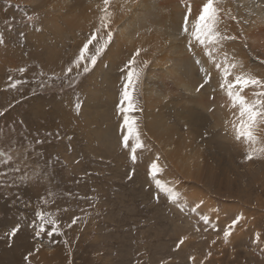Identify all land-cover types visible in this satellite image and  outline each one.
<instances>
[{
    "label": "rangeland",
    "instance_id": "rangeland-1",
    "mask_svg": "<svg viewBox=\"0 0 264 264\" xmlns=\"http://www.w3.org/2000/svg\"><path fill=\"white\" fill-rule=\"evenodd\" d=\"M64 1L0 0V39L4 41L0 43V111L6 110L5 115L0 117V130L8 132L15 125L18 132L27 134L29 141L37 136L45 141L42 145H35V152H42L44 159L59 157V162L49 167L52 174L50 183L45 180L42 184H22L20 174H16L15 183L11 179L7 184L0 182V236L17 223L21 225L11 246L6 239H0V264H26L24 256L34 251L37 243L34 231L29 227L37 207L58 212L57 218L65 235L54 237L51 242L45 237L41 251L31 258L32 264H193L189 259L192 256L196 258L195 264H200L207 251H211L212 256L205 264H264L260 248L254 247L253 243L257 232H262L264 238V176L260 174L261 180L259 174L250 176L247 180L251 183L246 182L245 187L231 191L229 187L234 185L229 186L224 179L212 176L207 171L202 173L195 170L190 173L187 167L194 162L183 167L175 156L179 148H188V140H185L187 144H181L179 137L182 142L191 133L179 118L180 114L184 115L183 110L182 113L178 111L182 109L181 99L190 100L192 104L189 105L196 106L191 96L198 99L197 94H200L195 91L186 93L178 80L180 77L178 81L173 80L171 74L176 73L175 68L179 66L177 61L169 64L162 61L165 57L180 58V47L186 44L185 40L177 39L180 27L172 31L173 43H166L165 47L155 51V55L145 57L150 58L151 63L145 70L140 86L143 112L135 115L141 121L148 150L133 166L128 151L121 147L119 126L122 118L116 111V105L121 91L122 73L119 68L139 42L132 46L116 40L97 66L82 77L75 88L61 87L59 82L50 87L39 86L42 80H47V77L39 76L41 69L49 74L53 70L59 72L74 58L89 32V22L95 16L92 0ZM78 1L83 4L82 7ZM144 1L147 8L137 29L156 23L155 26L163 32L165 27L158 24L164 19L161 14L164 13V3L171 9L174 7L175 11H178V3L183 4L181 0ZM193 1L187 2L192 4ZM181 4L179 7L183 6ZM180 11L185 12L183 7ZM257 14L253 18L245 16L249 23L243 25L244 39L251 49L245 47L242 40L228 42L231 46L238 44L237 47L245 50L250 62H255L251 54L253 50H258L256 52L259 54L264 51L263 40L254 34V31L264 29V13L258 11ZM30 15L39 16V20L28 22ZM229 27L239 32L235 23H230ZM166 30L171 32L172 29ZM177 47V54H172L171 51H177ZM22 67L26 69L23 75L18 71ZM154 69H162L166 78L153 79ZM182 71L188 70L183 68ZM200 75L203 78V74ZM10 76L13 80L26 83L18 86V91L5 90ZM165 81L168 87L162 84ZM206 94L211 95V106L203 111L199 108L208 122L202 125L197 144L202 150L205 141H212L215 145L237 144L231 139V133L226 132V108L221 107L226 103L224 96L216 101L215 93ZM160 101L164 108L162 127L170 130L171 134L168 138L159 136L166 132L155 131L161 127L159 124L155 125L154 131L150 129L151 117L158 113L154 108L160 105ZM77 103L80 104L78 112L75 107ZM173 104L179 105L174 107ZM219 118L222 125L219 122V126L215 127ZM20 121H23V125ZM49 133L52 135L49 136ZM174 135L179 137L172 138ZM158 138L163 144L159 143ZM0 147L7 149V144ZM157 155L160 156L159 163L165 166L161 178L179 191L190 205L203 201L202 208L210 217L218 209L221 229L236 214L245 215L243 227L238 226V233L231 237L230 244L224 245L222 239H217V243L212 245L211 241L218 235L216 232H195L193 222L196 216L181 213L163 194L157 193L148 177V166ZM236 157L232 165L241 167L243 157ZM261 161L264 165V160ZM133 167L135 172L129 179ZM26 171L30 173L32 170ZM49 189L53 195L47 198L54 200V203L43 205L39 198L47 196ZM156 195L160 197L159 202L154 198ZM65 208L68 211H63ZM86 213L90 214L86 223L78 222L70 229L65 226L73 216L84 217ZM185 235L189 239L180 249L173 251L179 239ZM219 235L222 237V232ZM65 239L67 245L63 243Z\"/></svg>",
    "mask_w": 264,
    "mask_h": 264
},
{
    "label": "snow or ice",
    "instance_id": "snow-or-ice-1",
    "mask_svg": "<svg viewBox=\"0 0 264 264\" xmlns=\"http://www.w3.org/2000/svg\"><path fill=\"white\" fill-rule=\"evenodd\" d=\"M182 3L185 12L177 39L186 41L187 51L199 67L200 73L203 74V81L195 89L196 92H200L205 86L210 85L212 81L211 69H214L219 77V90L226 97V103L222 104L221 107L227 108L231 114V118L225 121L226 132H230L233 139L244 146L245 153L242 162L264 160V135H262L264 133V74H260L246 65L227 47L228 42L237 40H242L244 46L248 47L247 41L244 39L243 25H247L249 20L245 16L257 15V10L264 12V0H203L195 15L190 2L182 0ZM94 8V19L89 22V32L77 54L59 72L53 70L49 74L41 69L39 76L47 77V80L40 82L41 88L53 86L56 82H59L61 87L66 85L68 88H75L81 82V78L97 66L109 47L127 32L135 31V39L141 40L144 34L150 36L156 31L152 24L144 25L139 29L136 28L144 15L145 4L143 0H98ZM117 17H129L130 19L127 24L118 26ZM38 20L39 16L30 15L27 17L28 22ZM230 23H235L238 26V33L233 34L230 31ZM3 42L0 39V43ZM154 47L156 46L151 43H138L126 62L119 68L120 73H122L121 91L116 111L122 118V123L119 126L120 143L121 147L128 151L129 160L133 166L137 164L141 154L148 150L143 139L141 121L135 114L143 112L140 101V86L144 79L145 70L151 63V59L145 57H149L150 54L155 55ZM198 50L200 55H198ZM205 63L211 67L206 68ZM259 64L264 65V59H259ZM18 71L23 75L26 69L22 67ZM8 79L9 83L5 90L18 91V86L26 83L23 80H13L11 76ZM75 107L78 112L80 104L77 103ZM5 111H0V117L5 115ZM19 123L23 125V121ZM48 135L52 134L49 133ZM43 143L45 141L38 136L33 141H29L27 134L18 132L15 125L8 132L0 130V145L7 144V149L0 147V165L3 166V169L0 170V178H2L0 182L7 184L11 179L15 183L16 174H20L22 184H42L45 180L50 183L52 174L49 172V167L59 162V157L44 159L42 152L36 153L35 145H42ZM159 161L160 156L157 155L148 166V177L154 184L157 193L163 194L169 203L181 213H191L196 216L193 222L195 232L199 233L202 230L205 233L209 230L216 232L218 235L211 241L212 245L217 243V239H222L224 245L230 244L231 237L238 226L243 227L244 215L242 213L236 214L221 229L219 210H214V216L210 217L202 208L203 201L194 206L190 205L179 191L161 178L165 166H162ZM27 169L32 171L29 173L26 171ZM134 172L135 168L133 167L129 179L132 178ZM52 195L51 190H47V196L40 197V202L43 205L54 203V200L47 198ZM80 198L85 199V197ZM154 198L159 202V195ZM87 199L95 200L94 197ZM63 211H68V209L65 208ZM81 211L85 210L81 209ZM58 214V212L46 211L40 207L35 210L34 219L29 227L33 229L34 239L37 243L34 251H29L24 256L26 264H32L31 258L41 251L45 237L51 242L54 237L65 235L61 231V222L57 218ZM88 215L90 214L86 213L84 217L73 216L65 226L70 229L78 222L86 223ZM20 230L21 225L17 223L10 230L5 231L0 239H6L8 245L11 246L13 238L18 235ZM221 232L222 237L219 235ZM188 239L189 236H182L173 251L180 249ZM63 243L67 245V239ZM253 243L260 248V255L264 256V247H261L264 245V238H262L261 233H255ZM211 256L212 252L207 251L200 264H205V261ZM189 259L195 264L196 258L194 256L189 257Z\"/></svg>",
    "mask_w": 264,
    "mask_h": 264
},
{
    "label": "bare ground",
    "instance_id": "bare-ground-1",
    "mask_svg": "<svg viewBox=\"0 0 264 264\" xmlns=\"http://www.w3.org/2000/svg\"><path fill=\"white\" fill-rule=\"evenodd\" d=\"M176 1H178V0H176ZM64 2L68 3L67 0H65ZM96 2H98V0L97 1L96 0H92V4H93L92 11H95L94 5H95ZM143 2L145 4V6H146V2L144 0H143ZM181 2H182V0H181ZM202 3H203V0H198V1L194 0L192 2V5H194L193 6V14L194 15L198 11V8L201 6ZM164 4H163L164 5V7H163L164 10H162V11H164V13H161V14H163L162 16L164 17V19H162V23L158 24V25L165 27V32H163V30L161 28H157L155 26L156 23H154L153 25L157 29L154 32V34L152 33L150 36L147 35V34H144L141 37V40H136L135 39V31H129L119 40L124 41L125 43H128V44H130L132 46L136 42H139V43L144 42L145 44L151 43L154 46H156L153 49L154 52L155 51H159L160 47H165L166 43H167V45L171 41L173 43L174 40H173V38H171L172 37L171 34L173 33L172 31H174V30L177 31L176 29L181 26V22L180 21L183 20L184 12L180 11V8H182V7L184 8V5L181 4V3H178L177 4L178 5V8H177L178 11H175L176 9H174L173 6H172L173 9H171V7H168L169 5L166 4V2ZM179 4H181L183 6L179 7ZM78 5H80V7H82L81 5H83V4H81V2L78 1ZM177 5H176V7H177ZM150 6H152V5H150ZM151 8H153V7H151ZM68 10L70 11V9H68ZM184 10H185V8H184ZM258 11L259 10H257V13H258ZM262 13H264V12H262ZM263 16H264V14L262 15V17ZM252 18H253V16H252ZM129 19H130L129 17H123V18L117 17L116 23H117L118 26H123V25L128 23ZM253 22H255V21H253ZM140 23H141V21H140ZM137 25H136V28H137ZM253 26H254V24H253ZM167 28H168V31H170L172 29L171 32H167V30H166ZM263 30H256V31H254V34H258L259 35L258 37L261 38L263 40V43H264V31ZM230 31L233 34L237 33V30H235L234 27H230ZM237 46H238V44H236V45L234 44V46H231V45L227 44V47H228L229 51L234 52L238 59L242 60L246 65H248L249 67H252L258 73L264 74V65H260L259 64V59H264V51H262L263 54H259V53L256 52L258 50H256V51L253 50L251 54L254 56L255 62H250V60H248L249 56L247 55L246 51L243 50L242 48L237 47ZM248 48H250V47H248ZM172 50H173V48H172ZM178 50L179 49L177 47V51H175L176 53L173 52V51H171V53L172 54H177ZM198 55H200L199 50H198ZM162 61L168 62L167 64H169V62H171V61H177L179 66L178 67L176 66L177 68H175L176 73L174 72L173 74H171V75L174 76L173 80H177V78L180 77V78H178V80L180 81V83L184 87V89L186 90V93H193L194 91H195L194 93H196L195 89L199 86L200 83H202L203 78H200L201 75H200V71L198 69V66L195 64L193 57H191V55L187 53V50H186L185 47H180V58L176 59L175 57H173V58L165 57V58H163ZM204 66L206 68H210L211 67L207 63H205ZM179 68H181V70ZM183 68L184 69L187 68L188 71H182ZM211 70H212V81H211L212 85L205 86L206 88L201 90L199 92L200 93L199 95L197 94L198 99H194L193 96H191V99L193 100V103L196 104V106H190L192 104V102L190 100L181 99V101L183 102V103H181V104H183L182 107H181L182 109H179V110L177 109V110L179 112L181 110V113H182V110H183L184 111L183 112L184 115L180 114L179 118L182 119L183 122L186 123V125L188 126V130L190 129L189 132H191V133L190 134L188 133L189 136H186V138H184V141H182V142H181V138L178 135L172 136V138L175 137V136L179 137L178 141H180L181 144H187L188 143L187 144L188 148H186L184 150L179 148V150H177L178 153L175 156L178 157V159H180V162H181L183 167L188 165V163H190V162H192V163L194 162L193 164H191L190 166L187 167L188 170L190 169V173L192 171H195V170L196 171H202V173H205L207 171L212 176H218V177H220V179H224L226 182H228L229 186L230 185H234V186H230L229 187L230 190L233 191V190L241 189L242 187H245V185H246L245 183L246 182L251 183L250 180H247V179H249L250 176H253V175H256V174H259V176H260V174H261V176H264V165H263L261 160H257V161H251V162H248V163L247 162L246 163L243 162L244 164L241 167H238L237 165L233 166L232 165V160L235 158V156H237L236 158L244 157L245 149H244V146L242 144H240V143L233 144V145L232 144L224 145L225 143L222 144V145H220V144L215 145L212 141H208L207 143L205 141V143H203V146H204L203 150L197 144V140L201 138L200 130L202 128V125H204V124H206L208 122V118L200 112V109L203 111L204 109H209V107L211 106V105H209V103H210V99L209 98H210L211 95L207 96L206 93H211V94L215 93L216 101L220 100V98L222 96H224L223 93H221V91L219 90V86H218L219 85V77H218V74L215 72L214 69H211ZM153 72H154V74L152 75L153 79H163L164 80V78H166L165 76H167V75H165L166 73L162 72V69L158 70V71L154 69ZM162 84L165 87L169 86V84L166 81L163 82ZM171 89H170V91H171ZM224 99L226 100L225 96H224ZM157 103H159V101H157ZM161 104H162V101H160V105L158 104V107L154 108V110H156L155 112H158V113H154V115L151 117L153 122L151 121V123H150V125H151L150 129L152 131H154L155 125L159 124L161 127L159 129L157 128L158 130H155V131L162 130V132L163 131L166 132V133H161L159 136H160V138H168V137L171 136V134H169L170 130H168L166 127H162V124H164L163 123V121H164L163 120V109L164 108H162ZM177 105H179V104H176V106ZM169 106H170V104H169ZM173 106L176 107L175 104H173ZM225 110H226V112L223 111L224 114H225V117H224L225 120L224 121L229 120L231 118V114L229 113L228 109L226 108ZM212 115H214V114H212ZM215 119H216V117H215ZM221 121H222V119H220V118L218 120H216L215 127L219 126V122L222 125ZM229 127H230V125H229ZM262 135H264V133H262ZM180 136L183 137V135H180ZM160 138H158V141L161 144L162 140ZM231 139L234 140L233 137ZM185 140H188V142L186 143ZM168 142H170V141H168ZM170 144L171 143H168V145H170ZM213 145L215 147H213ZM178 146H181V145H178ZM194 151H196V153H194ZM174 152L171 153L170 156H172V154H174ZM179 154H181V157H179ZM238 165H240L239 162H238ZM255 165H256V167H255ZM262 166H263V168H262ZM241 169H243V170H241ZM261 176H260V180H261ZM262 184H264V183H262ZM258 205H259V203H258ZM246 223H247V221H246ZM245 232H246V229H245ZM254 247H256V245Z\"/></svg>",
    "mask_w": 264,
    "mask_h": 264
}]
</instances>
